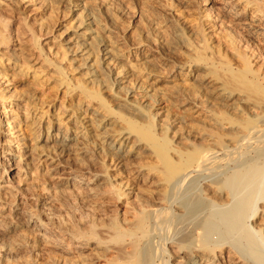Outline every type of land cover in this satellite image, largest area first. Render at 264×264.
<instances>
[{
	"label": "bare ground",
	"instance_id": "obj_1",
	"mask_svg": "<svg viewBox=\"0 0 264 264\" xmlns=\"http://www.w3.org/2000/svg\"><path fill=\"white\" fill-rule=\"evenodd\" d=\"M134 1L132 9L122 0H0L1 76L21 75L37 86L58 76L75 83V89L66 84L67 94L79 90L74 110H58L68 127L54 113L55 133L49 122L43 127L45 112L37 107L26 126L44 144L22 149L21 156L6 151L26 166L47 164L58 182L40 190L34 207L21 200L0 203V233L18 236L2 241L3 255L60 253L83 263L107 257L106 264H264V0ZM9 6L15 13L34 8L59 15L50 29L45 18L36 21L52 37L41 48L43 64L21 58L2 13ZM11 112L0 110V130L13 138L9 147L25 140L24 114ZM242 149L230 175L194 186ZM93 154L108 166L90 177L66 161H93ZM62 173L66 177H58ZM139 182L150 183L152 191L140 190ZM6 184L0 183L1 196L12 198ZM105 198L121 204L123 213L95 219L98 199ZM60 202L84 208L83 231L68 227L67 238L49 231L55 210L49 206Z\"/></svg>",
	"mask_w": 264,
	"mask_h": 264
},
{
	"label": "rangeland",
	"instance_id": "obj_2",
	"mask_svg": "<svg viewBox=\"0 0 264 264\" xmlns=\"http://www.w3.org/2000/svg\"><path fill=\"white\" fill-rule=\"evenodd\" d=\"M122 2L123 3L126 2L125 4H127L128 6L130 5L129 7H131L132 9L136 5L134 0H124V1L122 0ZM32 9H34V8H29L27 10L21 11L20 13H15L13 11V8L11 6H9L8 8L3 7L2 13L7 17V19H9V21L11 23V26H12L11 30H10L11 31L10 34L12 35L11 37L14 40L16 38L19 41L20 54H22L21 58L23 60H25V62L29 61V62H33L34 64H38V63L43 64V60H44L45 56L43 55L41 48L47 47L45 45L50 43L51 38H52L50 34L49 35L45 34L46 30L48 28L47 26H50L49 29L52 27V25L54 26V23L56 22V20H59V15L54 14L52 17L51 16L49 17V16H45L43 13H41L39 11H35V10L33 11ZM53 17H54V19H53ZM44 18L46 19V21L44 20V23H47L49 25L45 26L43 28V30L42 29L40 30L36 21L43 20ZM126 36L130 37V35H128V34H125V37ZM33 63H32V65H33ZM24 67H26V64L24 65ZM38 67H40V65H38L36 68H38ZM34 69L35 68H32V70H34ZM50 73H52V71ZM0 76H1V74H0ZM12 77H10V79L2 77V76L0 77V102H1L0 104L3 105V108H0V110L4 109V107L5 108L7 107L12 111L11 113H8L9 115L15 114L16 112L17 113L21 112V114H24L22 116V119L20 120V122H21L20 134H22V138L25 140L19 142L18 146L9 147V146H7V143L9 140H13L12 136L3 132L5 129L0 130V132L2 131L0 133V183L7 182L6 185L11 187V189L13 190V192L15 194L12 198L7 197V199H5V198H2L1 192H0V203L10 204L11 200H13V201L21 200V202L24 203V205H26V207H29V206L34 207L36 205L37 201H40V199L42 198V192H40V190L42 191L43 187L51 188L52 185L55 186V183L58 181L49 177V174L47 172L49 170L47 168V164L38 163V160H35V162L33 161L32 164H30L29 166H26L29 164L27 160L21 159V161H20L18 157L16 158V157L12 156V154L6 155V151H9V153H10L11 150H17L19 153L17 155L21 156V153H23V150H25V148H29L33 144L39 145V146L40 145L42 146L44 144L42 142L37 144L35 142V140H33V135H31V132H32L30 129L31 126L30 127L26 126V125H29L31 123L32 119L35 118V112L34 111L38 108L39 109L42 108V112H45V115H44L43 120H42L43 122L45 121V124L43 123V127H47L46 122H47V124L49 122L51 132L55 133V131L53 129L55 128V130H56L58 128V125H56L57 120L54 118L53 113H54V115L59 117V119H60L59 121H61V120L63 121V122L61 121L62 127H66V126L68 127L66 120H64L65 116L60 117L61 115L59 116L60 112L58 113V110H61V111L62 110L63 111L64 110H68V111L74 110L76 108L75 107L76 105H74V103H75L74 101L76 99L75 94L79 90H76L75 93H71V94L68 93L67 94L66 93L67 87L69 86L68 88L71 89L73 87L72 89H75V87H76L75 83H72L66 79H63L62 77L59 78L58 76H56L57 78H55V77L54 78L52 77L53 79L50 78L48 82L46 81L44 86L40 85L41 87L39 85L37 86L36 83L31 82V80L29 78L27 79V77L25 78L21 75H15ZM74 77L80 78L82 76L80 74L75 73ZM82 78H80V79H82ZM64 80H66V81H64ZM60 81L64 82V84L62 85V88L59 87V86H61V83L60 84L58 83ZM67 83H68V86L66 85ZM27 95H30L29 97H31L35 100V101L34 100L32 101L31 98H29L30 101H28V99H27L26 101L28 102L27 103L28 105H26L24 103V100L26 98L24 96H27ZM10 96H11V98H8ZM104 98H105L104 101L110 105V103L112 102L111 97H108V94H105ZM20 104H22V106H25V108H20V106H18ZM110 107L113 109L116 108L114 102L111 103ZM63 123H64V125H63ZM43 132H41V137L46 136V130L45 131L43 130ZM26 144H27V146H26ZM35 145H33V146H35ZM172 145H173V143H172ZM33 146H31V147H33ZM242 155H243V149L238 154H236V156H234V157L232 156L229 159L227 158V160L219 162V164H217L219 166V168L215 169V171L214 170H212V171L208 170V172L206 171V173L203 174L204 178H202V180H199L198 182H196V184L194 186H196V185L198 186L199 183H200L199 184L200 186H204V185L206 186V184H204V179L206 177H212L216 174H221V173L224 174L225 172L230 175L232 173L231 171H233L235 164L240 159L243 158ZM93 156H94L93 161L83 159V162L76 163L77 161L75 162V160H73L74 161L73 162L72 159L70 160V159L65 158V160L67 159L66 161L68 162V164L70 163L69 165L73 167V170L76 173L83 175L85 177H90V176L96 174V172H98L99 170L101 171L108 166L107 165L108 160H105L103 157H101L97 154L96 155L93 154ZM69 160H70V162H69ZM151 162L154 163V161H150V162L148 161V163H151ZM107 170H108L107 176H111L113 174V172L111 170H109L108 168H107ZM58 177L64 178V177H66V174H64V173L59 174ZM151 181H154V179H151ZM27 182L31 183V185H28ZM25 183L27 184V186L25 185ZM150 185H151L150 183H148V184H142L141 182H139V184L137 183V187H139L140 190H142L146 193H149L152 191L151 190L152 188L150 187ZM194 186H191V187H194ZM140 187H142V188H140ZM100 202H102V204L103 203L104 204L102 205ZM61 203L62 202H60L59 204H57V203L51 204L54 207H52L51 205L49 206L50 209L51 208H52V210L55 209L54 211L50 210L51 211L50 213L53 216V219H52L53 224L51 223L48 225L49 231L52 232V230L54 229L53 230L54 233L58 232L60 235H62L63 237H66V238L68 237L66 234H67V232H69L67 229L68 227H71V228L74 227L76 229L83 231L84 228L86 227V224H87L86 223V217L83 216L85 214L84 208L82 206H80V203L74 204L75 209H72V207L69 203L68 204L62 203L63 206L61 205ZM98 203H100V207L98 208V210H96L97 215L94 212V215H96V216H94V218L95 219L99 218L98 220H100L102 218L114 219V217L120 216L124 211V210H122L123 209L122 205L115 202V201L113 202L112 199H110V200L108 198L100 199V200L98 199ZM106 203H108V204H106ZM58 208H60L61 211H58ZM70 208H71V210L69 211ZM76 208H77V210H76ZM76 212H78V213H76ZM40 218L43 221H45L44 216L40 215ZM19 219L17 221H19ZM20 221H22V220H20ZM66 221H69L70 223L69 222L67 223ZM81 222L83 224H81ZM68 224H69V226H67ZM53 225H54V227H53ZM80 226H82V227H80ZM83 226H85V227H83ZM51 228H53V229H51ZM59 228L61 229V231L59 230ZM55 230H57V231H55ZM0 234L2 235V233H0ZM1 235H0V240H1L0 241V244H1L0 245V264H56V263L57 264H64L63 262H66L67 260H69V261H67L65 264H70V263H72V264H75V263L76 264H106V261L108 260L107 257L95 260V258L93 256H89L86 260H84V263H83V259L77 257L76 255L75 256L74 255H68V256L64 255V258L66 257L65 258L66 261H65L62 254H60V253H57V254L53 253L54 255L52 253H51L52 255L49 253L37 255L34 253H29V252L23 253V252H19V251L18 252H12V254H10L9 257H5L3 255V248H2L3 243L8 244V243L14 242V240H16L18 238V236H16V235L6 236L4 234L2 236ZM14 238H16V239H14ZM157 240H159V239H157ZM2 241H3V243H2ZM58 254H60L62 257H60V255H58ZM58 260L60 261V263L58 262ZM102 262H104V263H102Z\"/></svg>",
	"mask_w": 264,
	"mask_h": 264
}]
</instances>
